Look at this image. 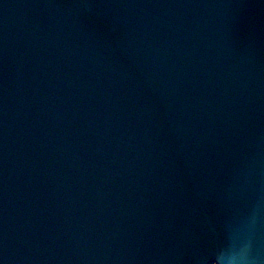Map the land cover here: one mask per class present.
<instances>
[{
    "label": "water",
    "instance_id": "95a60500",
    "mask_svg": "<svg viewBox=\"0 0 264 264\" xmlns=\"http://www.w3.org/2000/svg\"><path fill=\"white\" fill-rule=\"evenodd\" d=\"M0 264H264V0H0Z\"/></svg>",
    "mask_w": 264,
    "mask_h": 264
}]
</instances>
